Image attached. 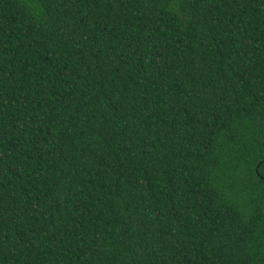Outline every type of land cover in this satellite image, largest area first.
<instances>
[{"label":"trees","instance_id":"1","mask_svg":"<svg viewBox=\"0 0 264 264\" xmlns=\"http://www.w3.org/2000/svg\"><path fill=\"white\" fill-rule=\"evenodd\" d=\"M0 264H264V0H0Z\"/></svg>","mask_w":264,"mask_h":264}]
</instances>
